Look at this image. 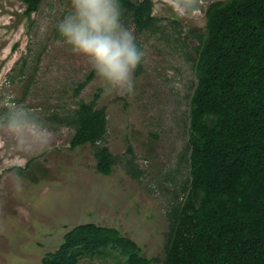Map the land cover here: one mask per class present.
<instances>
[{"label":"rangeland","instance_id":"374dc122","mask_svg":"<svg viewBox=\"0 0 264 264\" xmlns=\"http://www.w3.org/2000/svg\"><path fill=\"white\" fill-rule=\"evenodd\" d=\"M151 1L157 30L137 32L129 13L122 18L144 52L142 71L134 73L135 95L109 96L88 61L58 43L55 26L71 10L69 0H43L29 17L21 0H0V100L13 94L16 102L38 110L55 133L51 150L39 157L0 149V263L41 264L69 230L94 223L117 229L152 264H162L167 213L182 200L190 178L194 34L205 32L208 6L225 0H202L192 16L178 14L171 0ZM95 94L106 112L105 142L115 157L109 176L96 171L91 146L70 147L74 130L66 119ZM13 169H21L22 191L11 182ZM79 264L126 263L116 256L85 257Z\"/></svg>","mask_w":264,"mask_h":264},{"label":"trees","instance_id":"16d2710c","mask_svg":"<svg viewBox=\"0 0 264 264\" xmlns=\"http://www.w3.org/2000/svg\"><path fill=\"white\" fill-rule=\"evenodd\" d=\"M21 1L29 17L43 0ZM121 3L137 32L157 30L151 0ZM205 17V32L191 33L198 46L187 126L190 178L167 213L162 264H264V0L213 2ZM141 71L142 63L135 74ZM98 99L80 101L66 120L74 130L70 147L91 146L96 171L109 176L115 157ZM116 256L126 264H152L133 240L94 223L69 230L41 264Z\"/></svg>","mask_w":264,"mask_h":264},{"label":"clouds","instance_id":"9594fccd","mask_svg":"<svg viewBox=\"0 0 264 264\" xmlns=\"http://www.w3.org/2000/svg\"><path fill=\"white\" fill-rule=\"evenodd\" d=\"M70 11L56 24L62 43L84 57L97 74L105 95H135L134 73L144 52L133 31L123 22L121 0H69ZM202 0H171L178 14L192 16ZM55 133L39 111L16 102L13 94L0 100V149L21 158L50 151ZM14 188L22 191L24 178L9 172Z\"/></svg>","mask_w":264,"mask_h":264}]
</instances>
